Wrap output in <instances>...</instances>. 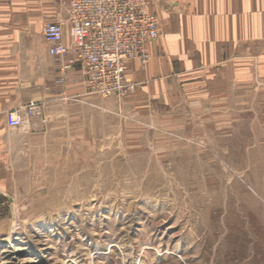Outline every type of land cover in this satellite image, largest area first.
Instances as JSON below:
<instances>
[{"label": "rangeland", "instance_id": "obj_1", "mask_svg": "<svg viewBox=\"0 0 264 264\" xmlns=\"http://www.w3.org/2000/svg\"><path fill=\"white\" fill-rule=\"evenodd\" d=\"M126 80L0 128V264H264V86L194 131Z\"/></svg>", "mask_w": 264, "mask_h": 264}, {"label": "crops", "instance_id": "obj_2", "mask_svg": "<svg viewBox=\"0 0 264 264\" xmlns=\"http://www.w3.org/2000/svg\"><path fill=\"white\" fill-rule=\"evenodd\" d=\"M159 38L145 49L148 65L126 63L137 84L128 105L176 113L184 130L217 126L219 106L232 110L264 86V0H147ZM69 0H0V128L8 111L32 101L54 106L85 103L81 67L63 74L67 58L53 57L43 38L48 23H64ZM63 77V80H59ZM62 97V98H61ZM212 119V120H211Z\"/></svg>", "mask_w": 264, "mask_h": 264}, {"label": "built area", "instance_id": "obj_3", "mask_svg": "<svg viewBox=\"0 0 264 264\" xmlns=\"http://www.w3.org/2000/svg\"><path fill=\"white\" fill-rule=\"evenodd\" d=\"M69 39L64 23H48L43 38L53 57L67 58L63 74L81 67L88 95L103 97L134 90L125 78L126 63L139 59L148 65L145 46L159 38V20L147 0H69ZM63 80V77L59 80ZM41 103H31L11 111L10 128L28 125L42 116Z\"/></svg>", "mask_w": 264, "mask_h": 264}]
</instances>
